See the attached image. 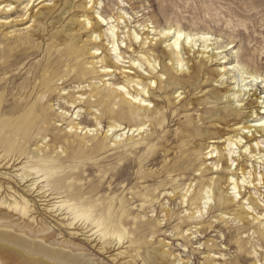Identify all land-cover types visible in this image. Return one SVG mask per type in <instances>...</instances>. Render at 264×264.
<instances>
[{"label":"bare ground","instance_id":"1","mask_svg":"<svg viewBox=\"0 0 264 264\" xmlns=\"http://www.w3.org/2000/svg\"><path fill=\"white\" fill-rule=\"evenodd\" d=\"M12 1L0 0L1 12L9 11ZM76 4L75 0H66L65 3L63 0L42 1L40 8L31 16L34 30L16 42L18 48L28 53L40 47L35 43L36 39H43L41 36L51 28L55 31L48 39L52 43L47 45L38 71L21 87L20 95L25 97L17 103L16 119L6 118L0 123V137L5 130L10 132L13 129L11 135L20 136L24 141H0V168L11 171L24 186L22 190L19 187L14 189L11 185L5 187L0 181V263L10 260L18 264H96L82 249L78 248L77 253H73L71 248L68 251V243L63 247L46 244L43 234L50 228L43 220L36 218L41 206L48 217L54 215L60 221H69L71 229L79 223L88 225L82 229L84 232L89 228L95 229V233L89 237L99 233L98 242L101 243L97 251L105 252L111 244L116 243L117 249L114 250L117 257L124 258L126 253L137 251L140 243V240H128L127 236H155L162 232L163 222L172 226L176 237H183L184 231L190 232L185 238L187 241L196 235L207 234L214 229L216 222L229 226L230 232L225 236L231 238L233 227L229 224L234 223L239 233L233 242L237 250L235 263L243 264V261L254 256L253 264H264V251L258 250L264 248V225L258 216L250 212L259 206L258 200L244 193L248 186L257 188L259 184H264V175L254 168V162L264 165L261 141L264 140V117L252 123L243 122L244 111H247L248 117L264 114V93L262 97H257L255 88L259 83L264 88V79L238 63H221L222 52L211 54L213 49L209 51L213 46L209 44L213 39L210 34H192L173 26L159 28L141 25L145 32H129L127 47L139 55L133 61L134 66L137 70L147 71L148 78L136 70L115 84L109 85L102 80L96 83L94 80L102 78V75L98 76L101 72H113L115 60L121 61L123 58L118 53L121 50L119 25L121 21L126 22L127 14H118L108 20L99 12L91 16V11L96 10L101 0H84L79 6ZM76 8L80 12L75 13ZM102 23L110 26L107 32L103 30ZM36 30L42 35H34ZM106 37L111 48L106 43ZM14 49L4 47L3 58L9 61ZM191 62L193 64L189 65ZM214 62H218L215 64L217 69L207 73V66ZM89 65L92 69L87 68ZM231 74L235 75L230 78ZM226 76L233 80V86H225ZM5 80L7 82L9 79ZM69 84L82 90L79 98H73L63 88ZM156 92H159V98L165 96L166 105L155 97ZM87 94L89 96L85 100ZM56 96L73 107L74 111L78 109L70 116L72 118L74 115L76 119L70 121L69 111L62 110L65 120L69 121L66 127L68 131L97 133L94 147L90 149L93 150L92 154L104 150L112 142L118 148L113 179L119 194L114 198L113 205L103 211L99 212L97 204L86 198L85 193L75 192V182L81 177L76 170L81 167L79 164L65 166V160L57 152L58 146L63 145L72 147L74 153L78 154L84 142L71 141L73 134L68 131L60 132L49 142L47 137L43 138V132L56 123H53L50 113ZM82 103L88 105L94 118L95 126L92 128L75 122L84 108ZM103 104L105 109H98ZM191 106L194 110L203 106L199 118L194 119L189 114ZM93 110L96 112L93 113ZM104 118L109 119L107 131L99 137ZM170 119L177 122L179 131L175 148L177 159L171 166L166 163L162 171L146 170V166L154 161L151 155L158 151L165 139L166 135L161 134ZM200 122L202 124L198 125ZM220 124H229V127L218 129L217 133L212 131ZM217 134L220 136L215 137ZM35 139L39 141L28 151ZM221 139L224 140L223 144L216 147L218 142L215 140ZM89 156L84 153L83 159ZM209 160L212 161L211 167L206 166ZM235 162H238L237 167L232 169ZM237 171L240 173L238 176ZM0 178L8 182L12 180L7 174L0 173ZM72 179L73 182H69ZM135 181L137 183L134 184ZM151 183L155 186L152 187ZM125 184V189L131 195L132 188L143 184L144 188L131 199L140 203L137 211L128 208L125 196H122ZM166 200H180V205H187L188 208L183 211L186 215L169 209L164 211ZM37 204L41 205L37 208ZM157 205L160 214L165 212L163 220L156 218L148 223L138 222L140 216L134 214H143L147 210L155 212ZM6 207L16 212L23 210L22 215L29 219L21 227L26 229L25 233L19 235L10 229L14 225L11 220L14 215L7 212ZM199 215L213 216L203 224L196 222ZM247 233L248 240L245 241L242 235ZM210 242L214 243L213 240L205 243L208 249L206 264L214 262L211 254L217 247L215 243L210 246ZM159 253L163 254L162 251ZM127 257L130 259V256ZM148 261L164 264L153 253L149 254Z\"/></svg>","mask_w":264,"mask_h":264},{"label":"rangeland","instance_id":"2","mask_svg":"<svg viewBox=\"0 0 264 264\" xmlns=\"http://www.w3.org/2000/svg\"><path fill=\"white\" fill-rule=\"evenodd\" d=\"M42 1L46 3L49 2V0H20V2L13 0V4L11 8H9V11L1 12L0 10V123L6 118L16 119L17 113L15 111L17 103L25 97L20 95L21 87L38 71L39 65L41 64L45 54V49L48 44L52 43L51 39L48 40L49 37L55 33L52 28L43 35L39 30H36L34 35L41 34V38H43L35 40V43L40 46L38 49L36 48L35 50L26 53L25 50L18 48L16 43L18 39L25 37L28 33L34 30L31 16L40 8L41 5L39 4ZM65 1L66 0H63V3H65ZM83 1L84 0H75V3H77L76 6H79ZM87 2H89V0H87ZM77 12H80V10L76 8L75 13ZM96 12L101 13V15L108 20L111 17H117L118 14H127L126 22L121 21V24L119 25V45L121 50L118 53H121L123 58L121 61L115 60L116 68L113 69V72H101L98 76L102 75V78L94 80L96 83H99V81L102 80L109 85L115 84L125 80L126 75L134 74V72H136L137 67L134 66L135 64L133 61H135L139 55H137V53H133V50L127 47L129 42L128 35L129 32L132 33V31H137L140 34L145 32V30H142L143 26L141 25H149V27L156 26L159 28L173 26L180 27L184 31L191 32L192 34H210L213 39L209 44H213V46L209 48V51L213 49L211 54L213 52H222L220 56L222 59L221 63L226 62L227 65L238 63L249 72L257 73L264 79V0H125L124 3H122V0H101V4L96 6V10L91 11V16L95 15ZM79 14L81 15V13ZM151 23L154 24L152 25ZM102 24L104 25L103 30L107 32L110 26H107L106 23ZM31 27L32 29H30ZM144 37L145 36H143V38ZM105 40L107 45H109L108 37H106ZM122 40H124L123 44L121 43ZM8 46L12 49L15 48L12 52L13 57L9 61L3 58L2 53L3 48ZM198 46H201L200 42L198 43ZM108 47L111 48L112 45L110 44ZM199 49L201 50L202 46L199 47ZM216 63L218 62H214L213 64L207 66L208 68L206 72L211 73L216 70ZM192 64L193 62L189 65ZM87 68L92 69L90 65L87 66ZM137 71L141 74V76L148 78L147 71L141 70L140 68ZM234 75L235 74H231L229 77L231 78ZM5 79L9 80L6 82ZM225 82V86H233L231 84L233 80L227 79V76L225 77ZM101 86H103V83H101ZM215 86L222 87L219 84H215ZM63 88H66V92L70 93L73 98H79V92H82V90L77 89V86L74 84L63 86ZM211 88L212 87H209L208 89ZM255 88L257 89V97H262L264 93L263 84L259 83ZM159 95V92L155 93V97L159 101L165 103L167 101L165 96L159 98ZM88 96V94L84 96V99L86 100ZM51 105H53V109L50 111L51 118L54 120L53 123H56L50 128V130L43 132V138L47 137V142L52 140L55 135H59L60 132L68 131L66 129L68 122L75 118L74 115L72 118L70 116L78 111V109L74 111L73 107L66 105L64 101L58 98V96L54 98ZM81 106L84 108L81 111L80 117L77 118L75 122L81 123L83 127H94L95 121L89 112L88 105H84L82 103ZM151 106H153V104ZM223 106L224 105H222L221 108ZM105 107V104H103L98 107V109H105ZM202 109L203 106L197 107L195 110L193 109V106H191V112L189 114H191L194 119L199 118ZM62 110L69 111V121L65 120L64 112L62 113ZM95 112L96 110H93V113ZM243 114H245L243 122L250 121L249 123L258 120L260 117H264V114L260 115L258 113L248 117L247 111H244ZM108 122L109 119L104 118L103 131L98 133L99 137L107 131ZM176 124L177 122H173L172 119L168 120L166 123V129L161 134L162 136L164 134L166 135L165 139L159 146L158 151L151 155L154 161L146 166V170L162 171L163 166L166 163L171 166L172 163L176 161L177 157L175 148L178 144L176 135L179 133L178 126ZM201 124L202 122L198 125ZM220 125L221 126H215L212 131L216 132L218 129L222 130L225 127H229V124ZM12 131L13 129L10 132L12 133ZM10 132L5 130L0 137V141L12 140L13 143L24 142L20 136L11 135ZM68 132L73 134L70 139L71 141L77 140L84 142V147L79 150L78 154L74 153L72 147L60 145L57 149V152H59V154L62 155L63 160H65V162L63 161L65 166L73 167L79 164L81 167L76 170V172L81 173V177L77 182H75V184L77 183L75 192L85 193L86 198L97 204V210L99 212L111 207L113 205L114 198H116L119 194L116 190L113 179V169H115L118 162L119 151L117 146L112 142L104 150H100L99 152L92 154L93 150L90 149L91 147H94V139L97 136V133L91 132L90 134H86V130L83 132H71L69 130ZM221 135H223L222 131ZM214 136L218 137L220 134ZM38 141V139H35L34 143L30 145L28 151L32 150L34 144ZM215 141L218 142L216 144L217 147L218 145H222L224 140L221 139ZM261 141L263 142V147L264 140ZM7 149L8 147H6V150ZM262 149L263 154L264 147ZM84 153L88 155L90 154L88 159H83ZM95 156L97 157L96 159L93 158ZM211 162L212 161L209 160L206 166L211 167ZM237 163L238 162H235L232 169L237 167ZM254 165L257 172L264 175L263 163L260 164L258 162H254ZM128 171L129 170L126 172L128 173ZM131 172L133 171L131 170ZM0 173L7 174L8 178L10 177L12 179L8 182L9 180H2L0 178L1 183L5 187L11 185L14 189H18L19 187L20 190H22L24 188L22 183H19L18 178H16L11 171L0 168ZM238 175H240V173L237 171L236 176ZM69 182H73V179L69 180ZM135 183L137 182L135 181L134 184ZM256 184H258V182H256ZM151 186L153 187L155 184L151 183ZM125 188L126 184L124 185L122 196H125L127 207L133 208L137 211L140 203L136 202V200L131 201V199L133 198V195L140 191V189L144 188L143 184H138L132 188L131 192L133 195H131L129 190ZM244 193L248 197L251 194L258 200L259 206H255V209L250 212L253 215L258 216L264 225V184H259L257 188L254 186H248L246 191L244 189ZM5 195L6 192L4 193V196ZM32 201H34L33 198ZM164 203V211L169 209L177 214L182 213L188 208L187 205H180V200H166ZM40 205L41 204H37V208ZM158 207L159 205L156 206L155 212L147 210V212L143 214L137 212L134 216H138L139 214V223H148L150 220L156 218L163 220L165 212L164 214H160ZM42 208L43 207L41 206L38 208L36 218L38 217L37 220H43V222L50 228L47 233L43 234L46 244L50 247H63L66 245L65 243H68V251L71 248L73 253H77L78 248L82 249L93 259L92 263L154 264V262L148 261L149 254L153 253L158 256L160 261L164 264H206L208 249L206 248L205 243L208 240H213L214 243L217 244V247L214 248V251L211 254V256L214 257V262L208 264H231L232 262V264H236L237 250L233 242L236 238H238L236 236H238L239 233L234 223L229 224L233 227L231 234L234 238L233 239L231 237L233 240L230 236L228 239L227 236H225L230 232L228 230L229 226H226L221 222H216L213 225L214 229L209 230L207 234L196 235L195 238L192 237L187 241L185 238H187V235H189L190 232L186 233V231H184L182 233L183 237H176L175 233L172 232V226L166 225L165 222H163L162 232L155 236H134L133 234L131 236L129 235V237L127 236L128 240H140V243L137 251L130 252L129 254L126 253V258H124L120 256L117 257V247H115L116 243L111 244L107 251L99 253L97 251L100 246L99 244L101 243L98 242L99 233L92 236V238L89 237L91 234L95 233V229L92 230L89 228L86 232L90 230H92V232L86 234V232L83 231V228L88 225L84 226L85 223H79L75 228L71 229L68 226L70 223L69 221H60V218L54 217V215L48 217V215H45V212L42 211ZM189 209H192V207H189ZM5 210L14 215L11 219L14 225L11 226L10 229L14 230L19 235L25 233L26 229L21 227H23L29 219L22 215L23 210L20 209L16 212L15 209H11L9 207H6ZM182 215L184 216L186 213L183 212ZM212 216L213 215L210 217H208V215H199L196 222L205 224ZM255 224L258 223L256 222ZM136 228L137 225L135 226V229ZM221 234H223L224 237L221 236ZM248 235L249 233L243 234L242 238L247 241ZM214 243L210 242L209 245L212 246ZM114 248L116 249L114 250ZM65 249L67 250V248ZM123 250L124 249L120 251ZM258 250L259 252H263L264 248H258ZM159 251H162L163 254L161 255ZM127 256H130V259H128ZM252 257L243 261V264H253L255 257ZM3 262L4 263L0 264H18L13 263L10 260Z\"/></svg>","mask_w":264,"mask_h":264}]
</instances>
